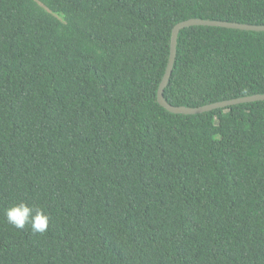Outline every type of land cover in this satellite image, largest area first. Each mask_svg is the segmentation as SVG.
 Here are the masks:
<instances>
[{"label":"trees","instance_id":"obj_1","mask_svg":"<svg viewBox=\"0 0 264 264\" xmlns=\"http://www.w3.org/2000/svg\"><path fill=\"white\" fill-rule=\"evenodd\" d=\"M264 0H0V264H264V100L156 99L173 25ZM264 93V31L179 30L164 88ZM20 201L50 216L15 229Z\"/></svg>","mask_w":264,"mask_h":264},{"label":"water","instance_id":"obj_2","mask_svg":"<svg viewBox=\"0 0 264 264\" xmlns=\"http://www.w3.org/2000/svg\"><path fill=\"white\" fill-rule=\"evenodd\" d=\"M193 25H207V26H219L226 28H234L241 30H253V31H264V24H249L243 22L227 21V20H215V19H205V18H188L175 23L171 29L170 41H169V55L164 73L161 80L157 86L156 99L157 102L163 106L166 110L173 113L182 114H195L204 111H209L216 108L227 107L237 103L252 102L256 100H264V93H257L247 96L236 97L227 100H217L207 104H203L196 107H190L186 105H173L168 103L164 96L163 91L168 83L171 71L173 68V63L176 55V43L177 35L181 28Z\"/></svg>","mask_w":264,"mask_h":264},{"label":"clouds","instance_id":"obj_3","mask_svg":"<svg viewBox=\"0 0 264 264\" xmlns=\"http://www.w3.org/2000/svg\"><path fill=\"white\" fill-rule=\"evenodd\" d=\"M5 218L7 220V223L15 229L23 230L25 226H29L30 230L34 234H44L45 232H47L50 221V216L42 207L38 205H30L24 201L14 203L10 207H8L5 210Z\"/></svg>","mask_w":264,"mask_h":264}]
</instances>
